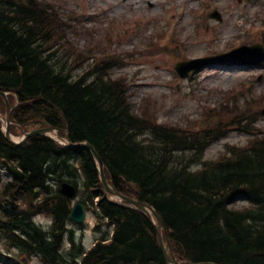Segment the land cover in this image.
<instances>
[{
    "label": "trees",
    "instance_id": "trees-1",
    "mask_svg": "<svg viewBox=\"0 0 264 264\" xmlns=\"http://www.w3.org/2000/svg\"><path fill=\"white\" fill-rule=\"evenodd\" d=\"M62 42L71 49L49 4L0 0V91L19 102L13 128L67 129L73 144L93 146L116 189L155 209L182 263L264 264V136L206 160L229 124L241 126L238 115L226 112L200 132L160 125L136 114L123 80L112 78L113 59L77 76L72 65L83 55L59 59ZM0 166V231L20 263L166 264L146 215L104 193L90 150L44 136L13 145L0 117ZM65 182L80 185L82 202L111 229L89 250L76 242ZM239 200L245 206L234 208ZM39 215L51 219L47 229L36 223Z\"/></svg>",
    "mask_w": 264,
    "mask_h": 264
},
{
    "label": "rangeland",
    "instance_id": "rangeland-1",
    "mask_svg": "<svg viewBox=\"0 0 264 264\" xmlns=\"http://www.w3.org/2000/svg\"><path fill=\"white\" fill-rule=\"evenodd\" d=\"M40 1L54 10L72 45L70 49L64 42L59 43L56 47L61 46L62 51L58 58L66 60L64 53L69 52L76 60L82 54L80 61L72 65L77 76L91 71V64L113 59L116 64L111 74L123 80L137 115L194 132L212 111L238 115L241 126L229 124L226 135L206 150V160H219L229 148L246 147L254 137L264 136V67L234 64L236 59L247 60L246 51L229 55L243 45H264V0ZM215 10L221 22L211 18ZM87 53L91 55L89 59L84 57ZM225 53L221 61L205 62L207 65L188 78L181 79L175 69L183 60ZM0 115H6L3 100ZM13 127V140L26 133L23 128ZM5 175L0 166V188ZM245 203L238 201L233 207L242 208ZM36 221L46 228L51 224L44 215ZM107 229L103 226L97 231L95 218L89 212L84 229H74L76 242L89 249ZM16 253L8 250L0 231V264L20 263ZM29 262L43 264L36 257Z\"/></svg>",
    "mask_w": 264,
    "mask_h": 264
},
{
    "label": "water",
    "instance_id": "water-1",
    "mask_svg": "<svg viewBox=\"0 0 264 264\" xmlns=\"http://www.w3.org/2000/svg\"><path fill=\"white\" fill-rule=\"evenodd\" d=\"M214 18H217L219 20H221V16L218 12H215L212 15ZM244 51H246L247 54V60H238L236 59L234 61V63H239V64H245V65H258L262 62H264V47L262 45H254L252 47H242L240 49H238L237 51L231 52L229 55L232 54H242ZM196 61L194 62H189V63H183L180 64V66L178 67V71L182 76H185L188 71L190 70H195V66L193 65ZM0 96L4 99L5 103H6V107H7V115H6V120H7V126H6V139L8 142H10L11 144H22L24 142H26L29 138H32L33 136H38V135H43V136H47L50 139H53L56 143H61L63 142L64 144H66L68 147L71 148H84V149H89L92 151L94 158L96 159V161L98 162L100 169H101V178L102 181L106 187V191L125 201L130 203L131 205L135 206L136 208L140 209L141 211H143L147 217L150 220H153V217H155L157 223L155 225V229L158 235V240L160 243V247L162 249V253L163 256L165 258V261L167 262V264H181L180 262H178V260L176 259V257L174 256L173 250H172V246L171 243L168 239V234H167V230H166V226L164 225L162 219L160 218V216L148 205L136 200V199H131L128 197L123 196L122 194L118 193L113 185H109L105 174H104V165L102 163L101 158L99 157V155L97 154V152L95 151V149L89 144V143H81V144H72V142L70 141V137H69V133L67 130H60V129H56L53 127L50 128H45V129H38V130H34L31 131L29 133H26L24 138L20 141V142H16L12 139L11 135H10V125H11V114L13 112V110L16 108V105H11L8 99V93L6 92H1L0 91ZM57 132H62L63 135L65 136V138H60L58 137V140L54 139V137H52L50 134H55L57 135ZM61 192L64 196L68 197V198H73L76 195V188L73 185H70L68 183L63 184ZM125 206H129L126 205ZM71 220L77 224H83L85 219H86V207L82 204H78L76 205V207H74L71 211V216H70ZM163 231L166 234V243H164V239H163ZM208 264H212V263H208Z\"/></svg>",
    "mask_w": 264,
    "mask_h": 264
},
{
    "label": "bare ground",
    "instance_id": "bare-ground-1",
    "mask_svg": "<svg viewBox=\"0 0 264 264\" xmlns=\"http://www.w3.org/2000/svg\"><path fill=\"white\" fill-rule=\"evenodd\" d=\"M111 1H115V0H111ZM125 2V1H124ZM126 4V3H125Z\"/></svg>",
    "mask_w": 264,
    "mask_h": 264
}]
</instances>
